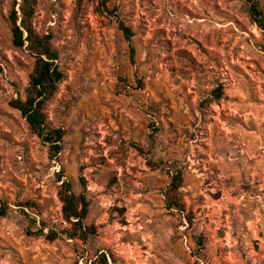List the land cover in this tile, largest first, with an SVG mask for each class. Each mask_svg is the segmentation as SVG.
<instances>
[{
  "label": "rangeland",
  "instance_id": "374dc122",
  "mask_svg": "<svg viewBox=\"0 0 264 264\" xmlns=\"http://www.w3.org/2000/svg\"><path fill=\"white\" fill-rule=\"evenodd\" d=\"M102 1L114 16L34 0L63 74L43 109L65 132L53 159L8 105L34 59L0 0V264H264V35L248 3ZM177 171L182 212L165 203ZM59 177L89 202L86 242L62 231Z\"/></svg>",
  "mask_w": 264,
  "mask_h": 264
},
{
  "label": "trees",
  "instance_id": "16d2710c",
  "mask_svg": "<svg viewBox=\"0 0 264 264\" xmlns=\"http://www.w3.org/2000/svg\"><path fill=\"white\" fill-rule=\"evenodd\" d=\"M248 3L247 13L250 20L262 31L264 35V15L256 0H245ZM34 0H12V9L9 14L11 25L12 44L17 47L25 45L26 50L32 55L34 61L28 75L27 86L24 95L11 98L8 105L17 110L25 120L29 130L46 144L53 159H57L62 150L64 130L61 127H50L44 114L45 103L50 99L62 80L63 74L58 65V54L52 48L48 34L39 35L35 32L31 18L33 14ZM17 5V10L15 6ZM99 11L104 15H113L115 9L108 10L102 0H99ZM117 29L129 44V58L133 62V47L130 45L133 33L123 21L117 18ZM214 98L220 97L218 89L213 90ZM58 199L61 203V214L69 228L62 230L69 239H78L86 242L89 236L95 234L93 225H86L84 220L88 213L89 202L83 194H75L71 190L70 183L59 177ZM80 181L84 183L81 177ZM182 175L179 171L172 176L167 186L165 203L168 209H176L182 212L183 205L178 199V190L181 187ZM4 214V208H0V215ZM58 232L49 230L44 237L50 241L57 238ZM104 258V256H102ZM105 264V261H104Z\"/></svg>",
  "mask_w": 264,
  "mask_h": 264
}]
</instances>
